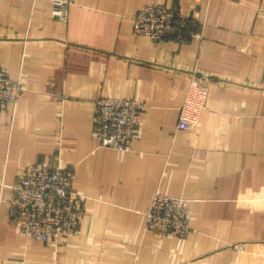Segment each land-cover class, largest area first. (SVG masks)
<instances>
[{"label": "crops", "instance_id": "obj_1", "mask_svg": "<svg viewBox=\"0 0 264 264\" xmlns=\"http://www.w3.org/2000/svg\"><path fill=\"white\" fill-rule=\"evenodd\" d=\"M51 1L0 0V67L24 88L0 109V264H264V0H74L65 21ZM146 4L196 16V35H134ZM204 75L205 108L177 129ZM98 97L143 104L128 150L99 146ZM41 163L86 196L56 241L24 236L9 213L12 183ZM155 191L186 199L183 238L144 228Z\"/></svg>", "mask_w": 264, "mask_h": 264}, {"label": "built area", "instance_id": "obj_2", "mask_svg": "<svg viewBox=\"0 0 264 264\" xmlns=\"http://www.w3.org/2000/svg\"><path fill=\"white\" fill-rule=\"evenodd\" d=\"M74 0H52L50 15L65 21ZM200 20L160 4L141 5L132 18V33L153 41L182 43L196 35ZM20 79H12L0 67V109L23 94ZM207 76L191 77L178 108L177 129H188L205 108ZM143 104L135 99L98 97L94 101L92 133L99 146L128 150L139 123ZM9 213L16 228L26 237L39 240L65 238L74 234L84 215L86 196L72 186L69 170L52 163L32 165L11 185ZM144 228L161 235L183 238L189 231L186 199L179 195L153 192L144 212ZM242 249V242H231Z\"/></svg>", "mask_w": 264, "mask_h": 264}]
</instances>
